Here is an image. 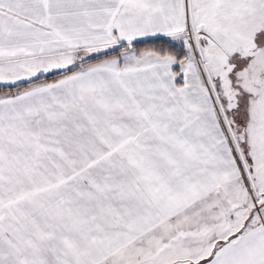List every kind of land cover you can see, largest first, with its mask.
<instances>
[{"label": "snow or ice", "instance_id": "6c2138e0", "mask_svg": "<svg viewBox=\"0 0 264 264\" xmlns=\"http://www.w3.org/2000/svg\"><path fill=\"white\" fill-rule=\"evenodd\" d=\"M0 264H264V0H0Z\"/></svg>", "mask_w": 264, "mask_h": 264}]
</instances>
